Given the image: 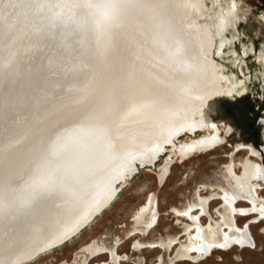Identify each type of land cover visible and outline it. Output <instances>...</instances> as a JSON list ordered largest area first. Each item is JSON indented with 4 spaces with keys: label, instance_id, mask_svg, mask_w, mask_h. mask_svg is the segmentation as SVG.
<instances>
[{
    "label": "bare ground",
    "instance_id": "obj_1",
    "mask_svg": "<svg viewBox=\"0 0 264 264\" xmlns=\"http://www.w3.org/2000/svg\"><path fill=\"white\" fill-rule=\"evenodd\" d=\"M209 1L219 52L235 3L222 0L223 8ZM207 9L204 0H0V264H22L74 236L160 155L167 154L161 182L173 157L183 160L224 142L204 108L230 95L234 81L217 74L212 33L199 24ZM260 53L264 65V46ZM262 139L264 152V129ZM241 149L248 155L240 172L233 153L226 166L231 189L172 208L187 222L166 243L179 245L169 264L254 246L249 225L264 220L258 192L264 172L251 157L261 160L263 152L236 146ZM210 197L222 205L204 225L198 218ZM239 200L247 204L238 206ZM158 214L148 198L134 219L146 230ZM145 245L163 242L137 240L134 247ZM113 250L84 245L79 264L102 252L111 261L96 264H121ZM156 264H164L162 257Z\"/></svg>",
    "mask_w": 264,
    "mask_h": 264
},
{
    "label": "rangeland",
    "instance_id": "obj_2",
    "mask_svg": "<svg viewBox=\"0 0 264 264\" xmlns=\"http://www.w3.org/2000/svg\"><path fill=\"white\" fill-rule=\"evenodd\" d=\"M219 1L222 2L221 7L225 8L224 1ZM226 1L235 3V14L233 25L224 30L223 35L227 40L219 52L218 36L214 34L212 26L213 19L208 16L211 6L209 0H204L208 11L204 18L199 19L200 26L206 24L212 33V58L216 62L217 74L222 73L224 77L234 81V89L230 95L216 97L204 108L207 119L221 128L224 142L210 150L195 152L183 160L173 157L168 173L161 182L158 179V170L167 154L160 155L153 166L140 167L126 180L114 199L78 233L22 264H79L86 256L82 252V246L92 242L99 247L117 251L123 258L120 260L121 264H156L159 256L164 264H169L172 259L176 260L174 257L179 245L173 244L174 246L168 249L166 243L182 233L187 219L174 213L172 208L180 209L189 204H196L199 194L211 196L220 191L221 187L231 189L232 184L226 169L231 160L230 155L233 153L235 170L239 173V165L248 153L245 149L236 152V146L253 144L252 146L258 148L255 144L259 143L261 124L256 119L260 117L262 123L264 122V114L261 112L264 106V65L259 61L260 49L264 46V0ZM248 120H253L256 131L255 128L250 131L246 126ZM227 128H230L229 132L226 131ZM263 129L264 123L261 136ZM196 134H199V131ZM187 138L186 134L182 136V139ZM251 159L262 163L255 157ZM258 192L264 196V186ZM148 198H152L159 214L156 222L144 231L140 223L135 221L134 214ZM236 204L241 206L247 202L239 200ZM208 205L206 211L198 218L204 225L209 221L213 222L222 202L218 198L210 197ZM191 211L198 214L200 209L195 206ZM238 216L236 214V217ZM245 218L239 217L238 225H242ZM249 226L255 239L254 246L214 249L207 256L181 259L174 264H264V234L261 233L264 220L256 224L250 223ZM185 238L182 234L177 243ZM137 240L162 241L163 246L134 247ZM103 261H111L109 253L89 254L86 264Z\"/></svg>",
    "mask_w": 264,
    "mask_h": 264
},
{
    "label": "flooded vegetation",
    "instance_id": "obj_3",
    "mask_svg": "<svg viewBox=\"0 0 264 264\" xmlns=\"http://www.w3.org/2000/svg\"><path fill=\"white\" fill-rule=\"evenodd\" d=\"M236 96H237V95H236ZM261 112L264 114V106H263ZM253 119H254V118H253ZM256 121H258V122L261 124V128H260V134H259V143L255 144V146L258 147V149H261V147H260V143H263V139H262V136H261V129H262V124H263V123H262L260 117H258V118L256 119ZM246 126H247L249 129H251V128L254 129V128H255L254 123H253V120H252V121H251V120L246 121ZM250 131H251V130H250ZM255 131H256V128H255ZM251 144H252V143H251ZM252 145H253V144H252ZM260 151L263 152L262 149H261ZM262 159H264V152H263L262 157H261V161H262V163H263V172H264V160H262ZM261 186H262V187L264 186L263 183H262Z\"/></svg>",
    "mask_w": 264,
    "mask_h": 264
},
{
    "label": "water",
    "instance_id": "obj_4",
    "mask_svg": "<svg viewBox=\"0 0 264 264\" xmlns=\"http://www.w3.org/2000/svg\"><path fill=\"white\" fill-rule=\"evenodd\" d=\"M96 212H97V211H96ZM92 216H93V214H92L88 219H86L85 222H84L82 225L86 224L87 221H88L89 219H91ZM78 229H79V228H78ZM78 229H77V230H78ZM74 232H75V231H74ZM74 232H73V233H74ZM69 235H70V234H69ZM69 235H67L66 237H68ZM66 237H64V238H66ZM64 238H63V239H64ZM66 240H67V239H66ZM1 264H9V263H7V262H3V263H1Z\"/></svg>",
    "mask_w": 264,
    "mask_h": 264
},
{
    "label": "trees",
    "instance_id": "obj_5",
    "mask_svg": "<svg viewBox=\"0 0 264 264\" xmlns=\"http://www.w3.org/2000/svg\"><path fill=\"white\" fill-rule=\"evenodd\" d=\"M251 130V129H250Z\"/></svg>",
    "mask_w": 264,
    "mask_h": 264
}]
</instances>
